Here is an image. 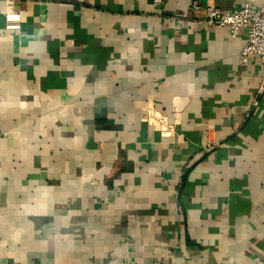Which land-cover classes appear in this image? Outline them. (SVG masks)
Wrapping results in <instances>:
<instances>
[{"label": "crops", "instance_id": "0c3cea01", "mask_svg": "<svg viewBox=\"0 0 264 264\" xmlns=\"http://www.w3.org/2000/svg\"><path fill=\"white\" fill-rule=\"evenodd\" d=\"M14 1L0 264H264L263 65L242 63L245 33L186 19L195 0Z\"/></svg>", "mask_w": 264, "mask_h": 264}, {"label": "built area", "instance_id": "2783aa9c", "mask_svg": "<svg viewBox=\"0 0 264 264\" xmlns=\"http://www.w3.org/2000/svg\"><path fill=\"white\" fill-rule=\"evenodd\" d=\"M204 11L203 23L207 26L228 27L233 38L244 32L246 43L241 50L240 58L242 63L247 64L251 56H256L263 65V77L260 91L264 90V5L257 6L245 4L237 10H225L212 4L202 5L198 1H193L190 13L186 16L188 20L196 18V12ZM5 28L7 30L19 31L22 28V14L15 6L14 0H5ZM176 18L173 17V21ZM182 110L181 105L173 104L174 116H179ZM145 122L153 125L162 135L170 136L173 132V124L162 112L151 109L146 113ZM213 144H208L210 148Z\"/></svg>", "mask_w": 264, "mask_h": 264}]
</instances>
